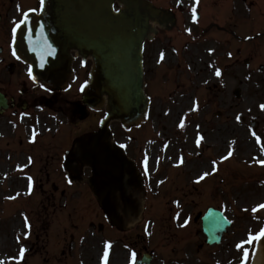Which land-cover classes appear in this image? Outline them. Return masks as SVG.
Returning <instances> with one entry per match:
<instances>
[{"label": "flooded vegetation", "instance_id": "af4514ba", "mask_svg": "<svg viewBox=\"0 0 264 264\" xmlns=\"http://www.w3.org/2000/svg\"><path fill=\"white\" fill-rule=\"evenodd\" d=\"M144 2L161 11L154 34L145 40L143 49L144 91L149 99L158 91L161 50L192 49L203 39L207 40L203 42L206 45L244 51V67L256 74L260 87L264 86V66L257 57V53L264 55V0ZM39 5L40 0H0V93L5 98L4 105H0V162L4 163L6 172L16 170L24 161L32 167L36 177L34 203L38 207L46 206L52 238L60 232L65 234L63 227L56 229V223L64 226L73 214L80 215L78 221L90 214L93 231L99 234V239L111 242L107 254L112 264L117 224L107 208H113L120 200L131 196V163L110 153L108 147L114 148V145L112 142L110 145L108 138L100 136L98 123L94 126L76 121L75 128L71 129L73 115L93 120L98 117L97 113L82 104L72 107L71 97L64 89L55 90L24 76L25 67L9 48L7 34L24 12H37ZM80 62L81 88H84L92 73V63L89 57L80 58ZM228 88L231 91L230 83ZM56 99L57 112L64 126L52 129L49 119ZM259 109L262 117L257 114L252 124L263 137L254 147L247 148V152H254L247 168L251 185L240 191L241 202L246 208L244 222L251 224L252 230L247 228L250 233L229 240L222 237L218 244H208L205 236L200 241L202 252L206 254L211 253L212 247L222 245L229 261L232 255L248 257L253 253L257 239L248 242L250 234L253 237L259 235L257 226L263 222L260 210L264 215V208L258 206L264 203V147L261 148L264 111ZM72 181L90 184V201H73L78 195L74 196L77 186L72 187ZM181 245L187 250L195 248V252H190L199 253L198 242L193 246L192 240H182Z\"/></svg>", "mask_w": 264, "mask_h": 264}, {"label": "rangeland", "instance_id": "374dc122", "mask_svg": "<svg viewBox=\"0 0 264 264\" xmlns=\"http://www.w3.org/2000/svg\"><path fill=\"white\" fill-rule=\"evenodd\" d=\"M207 50L204 47L193 48V64L187 57L182 67H177L176 71L175 69L168 71V82L161 84L159 95L155 94L157 96L154 97L152 95V108L143 122L131 126L116 122L113 126L116 141L124 146L133 160L139 163L137 169L140 171L137 172V181L140 179L144 184V187L138 188V197L141 200L139 220H129L128 224L125 223V226L121 227L119 231L121 240L113 256V264L128 263V249L123 248V244L128 243L135 246V253L140 254L143 250L151 251L154 256L152 264H166L169 261L164 256L165 249L171 261L170 264H176L174 260L188 256H191L194 261L190 264H210L206 253L195 254V248L184 249L183 245H180L182 240H176L174 243L176 237L192 236L196 233V219L192 220L191 217L188 219V225L177 228L182 222L183 211L186 210L185 203H190L195 199L196 187H199L196 190L199 192V203L193 204L191 209L186 210L192 214V217L196 211H203L206 206L215 203L214 195L212 196L210 192H219L215 196L223 194L220 197L224 200L221 206L233 219V224L225 239H232L235 234L243 236L247 232V227L251 225L244 222L245 217L240 211L244 207L240 191L245 190L251 184L240 183L234 175L231 180L229 178L230 172L240 174L245 168L236 160L242 157L244 159L245 148L242 143L247 141L249 135L247 127L237 118L235 112L252 103L247 100L250 94L248 93L246 97L242 94L239 99L232 95V106L225 108L228 103V98L224 96L226 91L223 90L222 93L217 91L220 84L213 74V68L207 62V59L212 61L224 51L216 48L207 55ZM167 63L171 64V59H168ZM74 69L75 83H77L82 78L78 58L75 60ZM234 69L235 66L232 65V71ZM163 79L165 81V77ZM213 83H217V86L213 87ZM71 91L75 97H79V92L73 89ZM173 111L178 115L177 120L173 118ZM168 147L169 150L166 152ZM198 148L199 151L195 154ZM223 154L232 157L226 156L223 159L218 156ZM214 160L216 168L219 169L215 174ZM181 163L182 167H177ZM2 167L3 163L0 162V175L3 173ZM209 172L213 174L204 175ZM205 176L206 179H202L201 183L196 184L191 181L192 178L198 181ZM14 179L11 178L12 181ZM21 181L24 182L22 179ZM20 187L21 185L18 188ZM208 187L210 192L207 193L206 188ZM2 191L3 186L0 185V192ZM182 191L187 201L183 198ZM9 200L12 204L11 208H19L14 209L12 213H19L25 198L15 195ZM215 205L218 207L220 203L217 202ZM25 217L29 224L38 221V215L32 210L27 211ZM17 219L13 217L11 221L2 223L5 226V233L0 230V257L6 258L5 253L9 255L6 264H79L76 259L77 252L69 253L68 248L64 252H47L39 256L37 260L30 261L35 254L30 243V240L32 241L31 228L33 230L36 228L31 225L29 231L21 237V233L26 231L27 227ZM197 222L200 224L198 217ZM68 230L72 229L68 228ZM84 238L77 247L82 252L81 261L84 264H96L101 248L100 241L92 237L90 240L86 236ZM22 239L26 240L22 241ZM20 240L21 249L30 252L27 254L30 260L27 256L22 257L17 252L20 255L18 257H22L18 260L14 253L16 244ZM193 246H196L195 243ZM192 250L194 252H190ZM213 256L216 257L214 261L217 263L215 264H222L228 257L223 252V248L215 252ZM13 257L16 258L13 259Z\"/></svg>", "mask_w": 264, "mask_h": 264}, {"label": "water", "instance_id": "95a60500", "mask_svg": "<svg viewBox=\"0 0 264 264\" xmlns=\"http://www.w3.org/2000/svg\"><path fill=\"white\" fill-rule=\"evenodd\" d=\"M114 0H50V24L37 28L38 21L27 15L14 40V46L30 64L36 77L58 85L69 72V48L90 51L96 62L95 88L107 101L105 121L135 120L145 107L142 89V43L147 20L154 14L141 0H119L122 8L113 10ZM46 13L43 15L45 19ZM91 98L93 105L101 95ZM228 222L220 212L208 210L203 231L212 236ZM213 237V236H212ZM145 255L138 264H148Z\"/></svg>", "mask_w": 264, "mask_h": 264}, {"label": "snow or ice", "instance_id": "6c2138e0", "mask_svg": "<svg viewBox=\"0 0 264 264\" xmlns=\"http://www.w3.org/2000/svg\"><path fill=\"white\" fill-rule=\"evenodd\" d=\"M41 2L43 3V0H41ZM217 75H220V73H219V71H217ZM261 107L262 108H264V105H261ZM198 143H199V141H198ZM229 155H231V153H229ZM215 163V162H214ZM262 163H264V161H262ZM204 175H208V173H205ZM258 207H260V208H264V205H259ZM256 209H254V211H255ZM260 236H264V229H262L261 230V233H260V235H257V236H255V237H253V236H251V234H250V238H249V241L248 242H251V240L252 239H260ZM238 247H240V245H238ZM23 249L21 250V253H20V255L21 256H23ZM134 255V254H133ZM246 255H247V253H246ZM105 256L107 257V253L105 254ZM133 264H134V261H133Z\"/></svg>", "mask_w": 264, "mask_h": 264}, {"label": "bare ground", "instance_id": "6f19581e", "mask_svg": "<svg viewBox=\"0 0 264 264\" xmlns=\"http://www.w3.org/2000/svg\"><path fill=\"white\" fill-rule=\"evenodd\" d=\"M173 118L175 119V120H177L178 119V115H177V113H175V111H173ZM193 130V129H192ZM222 139V138H221ZM169 150V147H168V149L166 150V151H168ZM259 262H260V257H259V255L258 254H256L255 255V259H254V264H259Z\"/></svg>", "mask_w": 264, "mask_h": 264}]
</instances>
